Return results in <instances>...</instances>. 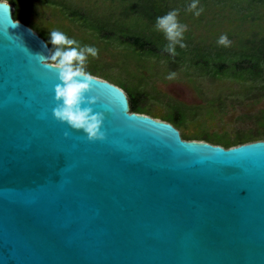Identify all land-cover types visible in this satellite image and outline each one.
I'll return each mask as SVG.
<instances>
[{"label":"water","instance_id":"obj_1","mask_svg":"<svg viewBox=\"0 0 264 264\" xmlns=\"http://www.w3.org/2000/svg\"><path fill=\"white\" fill-rule=\"evenodd\" d=\"M0 4V264H264V141L184 140L96 77L88 142L53 117L49 45Z\"/></svg>","mask_w":264,"mask_h":264},{"label":"rangeland","instance_id":"obj_2","mask_svg":"<svg viewBox=\"0 0 264 264\" xmlns=\"http://www.w3.org/2000/svg\"><path fill=\"white\" fill-rule=\"evenodd\" d=\"M21 1L19 14L27 20L25 24L36 32L39 28L41 32L37 33L45 39L57 29L84 45H95L99 58L89 57L86 70L120 87L125 82L138 87L149 98V116L173 124L180 117L181 135L221 144L256 128V122L248 116L264 110V77L253 78L230 68L214 79L207 75V69L217 70L219 62L229 65L230 59L248 51L249 41L264 38V0H197L198 9H204L199 17L187 10L193 0H168L171 11L179 10V21L187 25L183 40L186 47H176L180 56L175 68L171 66L174 58L163 51L168 43L164 35L155 29V24L123 16L121 0L55 1L109 19L123 34L156 43L159 54L136 52L119 45V41L102 46L95 32L66 17L61 5ZM222 35L227 36L230 46L218 44ZM198 57L209 59L207 69L202 63L195 64Z\"/></svg>","mask_w":264,"mask_h":264},{"label":"clouds","instance_id":"obj_3","mask_svg":"<svg viewBox=\"0 0 264 264\" xmlns=\"http://www.w3.org/2000/svg\"><path fill=\"white\" fill-rule=\"evenodd\" d=\"M187 10L197 17L204 11L203 8L198 9L197 0H193ZM178 17L179 10H172L157 17L155 22V29L168 41L163 51L173 56L177 54V46L186 47L183 40L187 25L182 24ZM12 24L17 26L19 21ZM49 33L53 51L47 57L42 54L36 56L40 57L39 62L45 68L58 71L60 83L54 87L56 104L52 109L54 119L74 131H82L88 142H104L107 139L103 127L106 117L104 112L94 111V106L99 103V97L91 95L97 78L86 70L89 57L99 58V49L95 46L81 45L61 30L54 29ZM218 44L227 47L231 42L226 35H222ZM84 105L87 106L82 107ZM64 135L67 138L70 133L66 131Z\"/></svg>","mask_w":264,"mask_h":264},{"label":"trees","instance_id":"obj_4","mask_svg":"<svg viewBox=\"0 0 264 264\" xmlns=\"http://www.w3.org/2000/svg\"><path fill=\"white\" fill-rule=\"evenodd\" d=\"M1 1H5V2L9 1L11 3V5L14 8L13 17L15 21H21L24 24L27 22V20L25 18L23 19L19 14V11L22 8L21 0H1ZM41 1L47 4L51 3V4L61 5L64 12L63 14H65V16L71 20L80 21L87 28H90L93 32H95L96 37L99 38V40H102L101 41L102 43H100L102 44V46H104V43L108 44L111 41H119V45L127 46L136 52L140 51L148 54H156V55L159 54L156 43L147 40L145 38H142L140 36H129L123 34L122 30H120L121 28H119L117 24H111L110 20L106 19L105 17L103 18L94 17L91 11H82L79 9H74L67 5L60 4L55 0H41ZM121 2L124 4L123 10L121 12L123 16L127 18L133 17L135 19H140L146 22L147 24H155L157 17L165 15L166 13L171 11L168 0H121ZM36 29L37 32H41L39 28L36 27ZM42 38L47 42L52 52L53 45L50 43V38L48 39H45L44 37ZM248 44H249L248 51L241 52L239 54L240 56L237 59H230L231 63L229 65L226 63L219 62L218 64L215 65L217 67V70L207 69L208 66L210 65L209 59H201V57H198V60L195 62V64H198V66H200L199 64L202 63L203 68L207 69V75L213 77L214 79L221 76V74H223L227 69L230 68H234L235 73L244 72L253 78L256 77L263 78L264 77V38L254 39L252 41H249ZM81 45H84V43L82 42ZM178 53L175 56L171 55L170 53H167V56L174 58V60H172L171 63V66L174 68L178 66L177 61L180 56ZM218 56H220V54ZM222 62L224 61L222 60ZM89 72L95 77L104 78L103 76L100 75L98 76L95 71L90 70ZM120 88L123 89L128 95L131 112L149 116L148 112L150 111H148L147 109L149 98L143 92H141L138 87L134 85L132 86L127 82H125ZM248 119H253L256 122L255 129H250L246 133L240 132L235 137L234 140H230L226 142L222 141L221 144H214V145H219L226 149H229L232 147H236L251 142L264 141V110L261 111L256 116L249 115ZM179 120L180 117L177 116L174 120V124L171 123L178 130H180L181 128ZM182 137L184 140H195L189 138L186 135L185 136L182 135ZM198 141H204V140H198Z\"/></svg>","mask_w":264,"mask_h":264},{"label":"flooded vegetation","instance_id":"obj_5","mask_svg":"<svg viewBox=\"0 0 264 264\" xmlns=\"http://www.w3.org/2000/svg\"><path fill=\"white\" fill-rule=\"evenodd\" d=\"M183 138V137H182Z\"/></svg>","mask_w":264,"mask_h":264}]
</instances>
